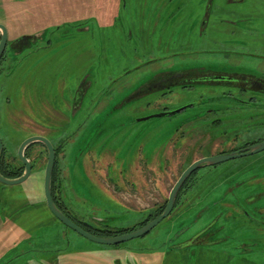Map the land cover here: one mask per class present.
Instances as JSON below:
<instances>
[{
    "label": "rangeland",
    "instance_id": "obj_1",
    "mask_svg": "<svg viewBox=\"0 0 264 264\" xmlns=\"http://www.w3.org/2000/svg\"><path fill=\"white\" fill-rule=\"evenodd\" d=\"M107 4L118 0H47L48 7L0 0V23L9 30L0 136L6 162L17 168L26 138L45 135L55 144L57 198L74 219L137 228L168 202L192 162L264 140V45L254 35L264 32V12L243 15L263 23L252 31L243 25L249 33L240 40L229 38L241 28L237 21L219 19L220 41L212 45L198 35L200 0L186 12L179 0H127L105 26ZM233 6H220V16L235 13ZM90 17L88 27H77ZM69 19L76 26H57ZM202 68L255 82L161 81L167 72ZM161 113L168 114L153 116ZM29 151V179L0 182V264H118L123 247L92 242L50 212L47 151L41 143ZM177 206L148 235L123 245L141 253L154 241L152 264H264V150L200 168ZM208 229V244L167 253Z\"/></svg>",
    "mask_w": 264,
    "mask_h": 264
},
{
    "label": "water",
    "instance_id": "obj_2",
    "mask_svg": "<svg viewBox=\"0 0 264 264\" xmlns=\"http://www.w3.org/2000/svg\"><path fill=\"white\" fill-rule=\"evenodd\" d=\"M0 33H1V39H0V61H1L2 56L7 48L8 40H9V30L7 26L3 23H0ZM183 109L184 108H181L177 110L176 112H179ZM165 114H168V113L155 114L153 116H163ZM149 117L141 118L140 120H144ZM35 143L43 144L48 151V161H47V165L45 168V176H44V196L46 199L47 207L49 208L50 212L61 223H63L68 228L72 229L73 231L77 232L81 236L89 239L92 242L107 245V246H116V245L124 244L131 240L138 239V238L148 235L164 219L168 218L173 213L176 202H177V198L184 184L189 179V177L193 173L198 171L200 168L206 167V166L217 165L219 163H222V162H225L231 159H235V158L254 155L264 150V140H263V141L253 143L240 150H236V151H232L228 153H220V154L213 155V156L201 157L195 160L182 172L179 179L174 184L172 190L170 191L167 205L161 214H159L154 219L150 220L147 224L135 230L122 233V234H118V235H114V236L104 237V236H98L84 229L80 224H78L73 219H71L57 205L54 199V196H53V191H52L53 174H54V169H55V164H56V149L52 141L49 140L46 136L33 135V136L26 138L20 144L19 149H18V157L23 163L24 168H25L23 174L19 177L9 178V177H6L4 174H2V172L0 171V182L6 185H18V184L24 183L26 180L29 179V177L32 174L33 166H32L30 159L26 156V150L30 145L35 144ZM3 150H4V142L0 136V158H1Z\"/></svg>",
    "mask_w": 264,
    "mask_h": 264
},
{
    "label": "flooded vegetation",
    "instance_id": "obj_3",
    "mask_svg": "<svg viewBox=\"0 0 264 264\" xmlns=\"http://www.w3.org/2000/svg\"><path fill=\"white\" fill-rule=\"evenodd\" d=\"M48 1H50V0H48ZM157 1H160L161 3L168 1L170 3L173 0H152L154 5L157 3ZM179 1H181L183 3L181 5V7L184 6V9H183L184 12H186L189 8V6H187V4H191L192 2H196V0H179ZM106 2L108 3V2H110V0H108V1L106 0ZM225 2H226V0H225ZM46 3H47V0H40V6L43 5L45 7H48L45 5ZM52 3H57V0H52ZM200 3H202L203 9H202V12L199 13V15H198L199 16L198 17V24H197L198 25L197 26L198 32H199L198 35L200 37H202V39H204L205 37L211 39L208 42L211 43L212 45H216L220 41V39H219V36H221L220 31H219L220 29H218V27H217V26H220V25H217V21H219V19L221 21V19H226L225 17H230L234 25L236 24V21H237V26H241V28L236 29L237 30V34H235L236 36H233L234 35L233 33H235L233 31H236V30H232L231 35H229L230 36L229 38L231 40H240V39H236V38L241 37L242 35L245 36L246 38H248L245 34H248L249 32L244 33L243 25H246V28L249 29V31H252V30H255V29H253V28H255L254 25L257 24L258 26H260V24L263 23V21H261L260 19L256 20V23H249L247 21V19L245 20V18H243V15L244 14H247V15L262 14V12H264V0H252L251 4L246 3L245 0H229L230 4L235 5V6H233V5L229 4V6H233L231 10H236V12L231 13V15H229V16H227V14L222 15L223 17L220 16L221 15L220 10H223V9H220V6H222L223 8H228L229 6L227 7L225 4H221L217 1L215 2V0H200ZM249 5L252 7H254V6H257V7H254V9H253ZM243 6L247 7L248 9L244 8ZM160 7H161V5H160ZM104 8H107V10H106L107 17L105 18V20H106V22H109L108 24H105L106 22L104 24H105V26H108L109 24H111L115 20L117 15H119L122 11L125 10V8H127V0H118V4L115 7L111 6V4L110 5L107 4L105 7H103V9ZM252 11L255 13H252ZM156 14H157V12H156ZM157 15H156V17H157ZM156 17H155L153 22H156ZM93 18L94 17H90V21L86 20L83 23L79 22L81 24H79L77 27L78 28L88 27V24L90 22H92L91 20ZM233 19H235V21H233ZM110 20H111V22H110ZM50 23H51V25L55 24L53 21H51ZM51 25H49V26H51ZM57 26L59 28L63 27V26H76V23H74L71 19H69V20H63L62 22H59ZM252 33H254V32H252ZM254 35L256 38L261 39L262 44L264 45V32L256 31ZM223 38H224V36L221 37V39H223ZM229 38H226L224 40L228 41ZM244 40H247V39H244ZM209 50L213 51V49H209ZM2 58H3V56H2ZM1 62H2V59L0 61V65H1ZM167 73H165V75H164L165 78H162L163 80H161V81H163V83L167 82L168 80L170 81L173 78H177V77H179V79H176V80L181 79L182 81L187 82V83L189 82L191 84L192 83H200V82H206V83L245 82V83L249 84V83L255 82V79L251 78V77L234 76V78H232L231 76H229L227 74H222L220 72H215V71H211V70L204 69V68H202L200 70L189 69V70H180V71H174L172 73H169V72H167ZM262 86H264V85H262ZM82 96H83V94L81 93V90H79V95H78L77 99L75 98V102H77V103L81 102ZM43 136H45V135H43ZM54 146H55V144H54ZM243 148H245V147L237 148V149H234L231 151H224L221 153H228V152L240 150ZM45 149H46V147H45ZM55 149H56V161H57V147L56 146H55ZM87 150L88 149H86V151ZM46 151H47V149H46ZM47 161H48V151H47ZM55 168H56V164H55ZM54 171H55V169H54ZM44 176H45V174H44ZM53 176H54V174H53ZM183 188H184V186H183ZM209 229L205 230L200 235L195 236L194 238H192L190 240H187L186 242H182V243L176 244L174 246L177 248L184 247V246L190 248V247L194 246L195 244H200V245L208 244L209 242H207L206 239L209 237ZM247 251L249 252L248 248L244 249L243 252H247Z\"/></svg>",
    "mask_w": 264,
    "mask_h": 264
},
{
    "label": "trees",
    "instance_id": "obj_4",
    "mask_svg": "<svg viewBox=\"0 0 264 264\" xmlns=\"http://www.w3.org/2000/svg\"><path fill=\"white\" fill-rule=\"evenodd\" d=\"M36 144V143H35ZM34 144L30 145L27 150H26V156L28 158H30V149L31 147H33ZM32 162V161H31ZM33 167H34V164L32 163ZM20 168H17L15 165L13 164H10V163H7L6 160H5V147H4V150L2 152V155H1V158H0V171L2 172V174H4L6 177H9V178H15V177H19L23 174L24 172V165L23 163H20L19 165ZM192 177V175L189 177V179L186 181L185 185L189 182L190 178ZM56 181H57V174H56V168H55V171H54V176H53V181H52V191H53V196H54V199L57 203V205L71 218L73 219L75 222H77L78 224H80L84 229L88 230L89 232L93 233V234H96L98 236H104V237H107V236H114V235H118V234H122V233H125V232H129V231H132V230H135L139 227H142L143 225L147 224L150 220L154 219L155 217H157L159 214H161L163 212V210L165 209L166 204H164L159 210L158 212H156L155 214H152L150 217L146 218L144 221H142L141 223H139V225H137L133 228H116V227H111L107 224H104L103 226H93L92 224H89L87 222H81L79 220H76L74 219L69 212H67L65 210V208L63 207V205L60 203V201L58 200L57 198V194H56ZM184 185V186H185ZM180 194V193H179ZM177 203H178V199H177V202H176V205H175V208L177 206ZM178 207V206H177ZM247 214H250L248 211H246ZM124 245L123 244H120V245H116L114 247H123ZM245 252H240L239 254H243Z\"/></svg>",
    "mask_w": 264,
    "mask_h": 264
},
{
    "label": "crops",
    "instance_id": "obj_5",
    "mask_svg": "<svg viewBox=\"0 0 264 264\" xmlns=\"http://www.w3.org/2000/svg\"><path fill=\"white\" fill-rule=\"evenodd\" d=\"M195 236H193V237H190V238H188L187 240H190V239H192V238H194ZM186 240V241H187ZM185 241V242H186ZM154 243V241H150V245H147V244H144V248H145V250H143L141 253L140 252H138V250L139 249H143V248H136V249H132V248H129V247H127V246H123V248H120V249H117V254H118V256H119V259L117 260V262H118V264H137V263H139L138 262V260H137V256H142L141 257V260H142V258H143V261L142 262H140L139 264H148L149 263V260H150V258H151V263H149V264H152V262H153V259H152V257H153V253H151L153 250H152V245H153V243ZM169 243V242H168ZM182 243V242H181ZM200 244H195L194 246H199ZM152 246V247H151ZM194 246H192V247H194ZM179 248H177V247H175L174 246V244H172V246H168L167 247V253H170V252H174V251H177V252H180V251H182V249H180V250H178ZM183 250H186L185 252L186 253H188V251H189V249H188V247L187 248H185V249H183ZM192 251H193V249H192ZM122 255H121V254ZM194 253H196V249H194ZM145 260H147L146 262H145ZM161 260H163V259H161ZM177 262H179V261H177ZM176 264H178V263H176Z\"/></svg>",
    "mask_w": 264,
    "mask_h": 264
}]
</instances>
